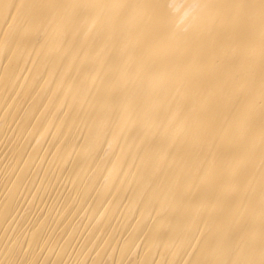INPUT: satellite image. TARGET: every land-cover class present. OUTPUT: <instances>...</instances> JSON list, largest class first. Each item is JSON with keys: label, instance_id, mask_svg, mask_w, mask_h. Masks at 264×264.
<instances>
[{"label": "bare ground", "instance_id": "obj_1", "mask_svg": "<svg viewBox=\"0 0 264 264\" xmlns=\"http://www.w3.org/2000/svg\"><path fill=\"white\" fill-rule=\"evenodd\" d=\"M0 264H264V0H0Z\"/></svg>", "mask_w": 264, "mask_h": 264}]
</instances>
